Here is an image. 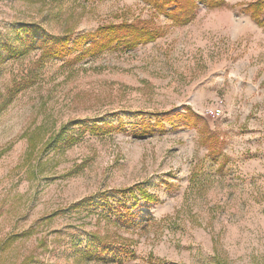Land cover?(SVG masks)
<instances>
[{
  "label": "rangeland",
  "instance_id": "obj_1",
  "mask_svg": "<svg viewBox=\"0 0 264 264\" xmlns=\"http://www.w3.org/2000/svg\"><path fill=\"white\" fill-rule=\"evenodd\" d=\"M255 1L200 5L176 27L141 0H0V264H264V29L244 12ZM124 22L161 37L40 62L45 47ZM23 26L39 42L26 53ZM188 108L219 137L216 162L186 123L135 138ZM94 123L115 129L93 136ZM64 127L79 141L45 149ZM135 186L159 203L116 220ZM96 234L132 253L95 256Z\"/></svg>",
  "mask_w": 264,
  "mask_h": 264
},
{
  "label": "trees",
  "instance_id": "obj_2",
  "mask_svg": "<svg viewBox=\"0 0 264 264\" xmlns=\"http://www.w3.org/2000/svg\"><path fill=\"white\" fill-rule=\"evenodd\" d=\"M147 4L155 13V15L165 17L176 27H183L190 24L196 17L197 10L200 5H205L207 9H221L227 6L226 0H141ZM244 12L248 14L258 26L264 29V0H257L249 4ZM25 30V37L28 46H26L24 52H28L29 49L35 50L39 46V42L36 36V30L28 26L20 27ZM161 37V32L157 28L151 27L148 23H121L118 25H109L106 27L99 28L94 33L83 34L77 36L72 43L66 40L63 44H56L54 46L45 47L42 49L40 57L41 63H46L50 60H60L68 58L72 55H77L76 60L83 61L87 57H94L102 54L103 52L110 49H121L126 52L133 51L141 45L155 42ZM32 47V48H31ZM11 103V102H10ZM4 109L0 108V114ZM202 120L197 116L191 108L186 110L185 114L174 113L166 115L165 118L157 117L155 125L146 121L142 122L141 131L134 134L136 139H144L148 136L154 135L157 131L165 132V124L168 122L173 129L178 127V124L186 123L188 127L199 129L203 142V145L211 148L210 153L212 162H216L221 154L218 156L217 151L221 149V143L219 137L206 132L203 128H200V122ZM120 124V123H119ZM64 127L61 132L53 137L46 143L47 148H58L64 146H73L79 141V136L68 135ZM115 129L113 125L104 124L99 126L93 124L90 126H84L85 131H89L93 136H101L110 133L111 130ZM32 149L35 148L34 142L31 144ZM122 196L127 198L131 197V200L125 202V207L119 210L116 215V220L126 223H134L135 215L132 210L138 206L141 202L145 204H156L159 203V198L151 194L148 190L135 186L128 190H122L119 192ZM92 202L82 200L73 206V210L83 209ZM129 203V204H128ZM134 203L133 206H128ZM131 218V219H129ZM91 252L95 256L107 257V256H120L125 254H131L127 246L115 244L109 242L105 238H101L99 235H93L92 244L89 247Z\"/></svg>",
  "mask_w": 264,
  "mask_h": 264
},
{
  "label": "built area",
  "instance_id": "obj_3",
  "mask_svg": "<svg viewBox=\"0 0 264 264\" xmlns=\"http://www.w3.org/2000/svg\"><path fill=\"white\" fill-rule=\"evenodd\" d=\"M210 113L213 116H220L222 114V111L220 109H215V110L210 111Z\"/></svg>",
  "mask_w": 264,
  "mask_h": 264
}]
</instances>
